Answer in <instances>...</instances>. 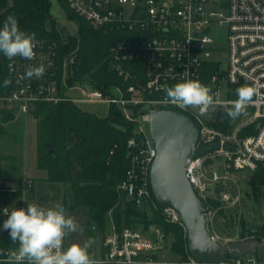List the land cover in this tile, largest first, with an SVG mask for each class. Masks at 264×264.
I'll return each instance as SVG.
<instances>
[{
  "label": "built area",
  "instance_id": "built-area-1",
  "mask_svg": "<svg viewBox=\"0 0 264 264\" xmlns=\"http://www.w3.org/2000/svg\"><path fill=\"white\" fill-rule=\"evenodd\" d=\"M67 3L90 27L115 35L104 60L114 72L116 83L106 91L92 87L88 81L68 84V67L75 61L76 50L63 56L59 66L57 43L36 37L34 59L7 60L10 84L0 95V106L6 105L25 116L35 102L117 106L124 118L135 124L139 135V139L128 141L133 146L130 167L118 187L137 206L155 209L158 205L148 189L149 168L155 157L148 114L172 110L188 116L198 130L196 147L216 142L220 145L219 149L193 159L186 168V178L205 209L208 234L220 245L254 239L237 228L235 233H219L216 221L220 210L241 200V195L235 193L238 185L234 175L242 170L253 172L264 164V0H67ZM41 64L46 71L40 78L19 79L28 68ZM187 78L199 80L211 89L220 102L215 110L210 108L201 114L196 108L183 109L168 101L162 86L171 87ZM239 84L254 89L253 102L236 122H228L222 129L226 112L220 105L236 99L229 97L236 90L229 87ZM20 182L17 187L10 180L0 183V196L20 194L15 204L0 202L2 225L12 208H25L24 200L32 182L26 178ZM212 201L219 206L214 207ZM160 209L166 220L181 225L173 209ZM258 242L264 245V240ZM17 247L15 244L0 255V264H7ZM157 250V243L142 230L116 229L112 225L101 238L100 250L97 253L90 250V254L102 264H203L188 253L185 259H164L157 256ZM219 264H264V251L228 256Z\"/></svg>",
  "mask_w": 264,
  "mask_h": 264
},
{
  "label": "trees",
  "instance_id": "trees-1",
  "mask_svg": "<svg viewBox=\"0 0 264 264\" xmlns=\"http://www.w3.org/2000/svg\"><path fill=\"white\" fill-rule=\"evenodd\" d=\"M56 3L67 20L77 26L76 36L67 37L66 43L62 41L49 13V0H0V26L9 15H13L22 31L34 33L39 39L55 41L59 66L63 56L76 50L75 61L68 67L67 83L88 81L92 87L106 91L109 85L117 81L104 60L115 35L90 27L68 7L67 0H56ZM7 60L0 53V95L8 90V86L4 85ZM242 85L229 89L234 90ZM229 97L236 98L235 92L231 91ZM12 114L6 105L0 107V124L12 119ZM28 114L36 120V167L46 173L47 180L69 185L72 208H87V238L93 233L103 237L109 222L116 229L155 225L165 235L171 236L170 251L185 259L188 252L183 227L166 220L158 206L156 209L146 205L137 206L118 187L130 167L128 141L131 138L139 139V135L135 132V124L127 121L117 106L110 105L106 116L99 117L69 101L35 102ZM229 121L226 115L221 128L225 129ZM253 172V185L264 187V167L260 165ZM148 189L155 202L149 184ZM8 198L15 202L20 194ZM3 201L5 199H0V202ZM212 205L217 207L219 203L212 201ZM222 213V210L218 212L219 215ZM9 232L3 229L0 220V255L15 245ZM253 234L255 240H264V220Z\"/></svg>",
  "mask_w": 264,
  "mask_h": 264
},
{
  "label": "rangeland",
  "instance_id": "rangeland-1",
  "mask_svg": "<svg viewBox=\"0 0 264 264\" xmlns=\"http://www.w3.org/2000/svg\"><path fill=\"white\" fill-rule=\"evenodd\" d=\"M49 3V13L54 19L55 28L62 41L66 43L67 37L76 36L77 26L74 22L67 20L56 0H49ZM76 105L83 111L99 117L106 116L109 108L103 103H77ZM11 111L13 118L0 124L2 129V133H0V183L4 180H10L13 186L17 187L23 178L31 180L32 188L24 200V209H27L28 203H34L44 208L63 207L65 213L74 217L80 226L79 231L70 233L66 237L65 247L73 242L83 244L91 241L89 251L96 250L97 253L100 250L102 237L98 233H93L87 238L85 226L87 208H72L69 185L47 180L46 173L36 167V120L29 114L25 116L15 110ZM236 121L230 120L229 123ZM262 166L264 167V164ZM253 174L254 172L242 170L234 175L238 185V191L235 193L241 195V200L238 204L222 210L223 213L218 215L216 228L219 233H235L237 228L239 232H246L254 236L253 232L262 225L264 220V187L253 185ZM8 197L7 193L0 196V199H5L3 204H15L12 200L7 202ZM64 200L65 207L63 206ZM112 225V222H109L106 230ZM134 229L142 230L149 239L157 243L156 254L158 257L179 259L170 251L171 236L165 235L158 226L150 225L143 228L141 225H136Z\"/></svg>",
  "mask_w": 264,
  "mask_h": 264
},
{
  "label": "clouds",
  "instance_id": "clouds-1",
  "mask_svg": "<svg viewBox=\"0 0 264 264\" xmlns=\"http://www.w3.org/2000/svg\"><path fill=\"white\" fill-rule=\"evenodd\" d=\"M35 39L34 33L22 31L17 18L9 15L0 26V53L9 60L15 57L32 60L36 56ZM45 71L43 64L30 67L19 79H38ZM9 84L10 81L5 79L4 85ZM161 90L166 92L170 103L183 109L196 108L201 114H206L210 108L215 110L220 103L211 89L196 79H182L171 87L165 84ZM235 95L236 99L220 105L231 121L245 114L255 92L248 85H242L235 90ZM4 212L8 214V208ZM3 229L10 230L13 244H18L8 257L7 264H102L89 252L91 241L83 244L73 242L65 247L66 237L79 231L80 226L74 217L65 213L63 207L44 208L28 203L27 209L12 208Z\"/></svg>",
  "mask_w": 264,
  "mask_h": 264
},
{
  "label": "water",
  "instance_id": "water-1",
  "mask_svg": "<svg viewBox=\"0 0 264 264\" xmlns=\"http://www.w3.org/2000/svg\"><path fill=\"white\" fill-rule=\"evenodd\" d=\"M148 116L149 136L155 151L149 168L150 190L158 207L171 208L178 214L188 254L203 264H219L228 256L264 251V245L255 239L220 245L208 234L205 209L186 178V168L193 159L219 149V143L196 147L197 127L182 113L160 110L149 112ZM132 150V144H128L127 157ZM48 151L53 153L52 149Z\"/></svg>",
  "mask_w": 264,
  "mask_h": 264
}]
</instances>
